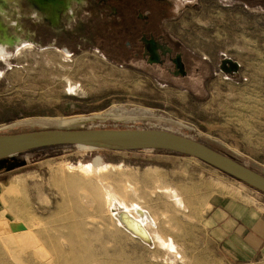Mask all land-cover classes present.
I'll return each instance as SVG.
<instances>
[{
	"label": "rangeland",
	"instance_id": "374dc122",
	"mask_svg": "<svg viewBox=\"0 0 264 264\" xmlns=\"http://www.w3.org/2000/svg\"><path fill=\"white\" fill-rule=\"evenodd\" d=\"M145 2L146 6L138 1L127 5L134 15L125 25L116 3L104 4V0L75 5L74 15L62 11L57 23L47 12L36 14L26 2L17 12L10 4L2 17L14 34L32 45L22 54L12 47L9 62L0 59V126L22 118L101 113L113 106L146 108L223 141L264 168V0ZM142 16H148V23ZM12 20L19 21L22 32ZM131 29L155 35L172 49V56H182L187 74L172 73L170 60L164 66L148 64L143 38L132 37ZM64 49L72 57H65ZM225 59L238 62L239 71H223ZM181 133L196 138V133ZM81 162L121 164L124 169L109 171V180L120 192H127L130 185L146 197L152 211L159 212V229L171 231L168 236L181 258L118 231L107 216L100 182L86 181L99 190L90 197L87 189L62 179V174H69L68 165ZM201 162L177 153L96 151L72 145L35 149L0 161V220L22 219L20 200H26L32 222L44 225L33 251L22 246L19 235L0 236V264L22 260L27 264H226L198 226L213 195L201 214H195L193 190L182 195L164 175L170 170L190 171L192 187L204 184L200 196L224 181L263 201L264 194ZM171 191L183 197L189 212L169 200ZM42 195L47 202H42ZM32 228L39 230L36 224ZM80 251L92 255L81 256ZM255 264H264V256Z\"/></svg>",
	"mask_w": 264,
	"mask_h": 264
},
{
	"label": "water",
	"instance_id": "95a60500",
	"mask_svg": "<svg viewBox=\"0 0 264 264\" xmlns=\"http://www.w3.org/2000/svg\"><path fill=\"white\" fill-rule=\"evenodd\" d=\"M142 40L145 56L153 55L148 44L156 45L157 58L149 62H158L157 49L163 50L164 46L154 39L150 41L144 37ZM177 58L180 60V56ZM179 60L175 61V74L185 75L184 65ZM239 68V63L231 59H225L221 66L228 73H237ZM181 132L196 133V138ZM67 145L96 151H161L195 157L264 193V168L247 161L223 141L146 108L113 106L101 113L22 118L0 126V160L35 149ZM24 229L23 223L0 221V236Z\"/></svg>",
	"mask_w": 264,
	"mask_h": 264
},
{
	"label": "bare ground",
	"instance_id": "6f19581e",
	"mask_svg": "<svg viewBox=\"0 0 264 264\" xmlns=\"http://www.w3.org/2000/svg\"><path fill=\"white\" fill-rule=\"evenodd\" d=\"M23 2H26L28 5H31L34 8L35 13H39L42 11L44 13H49L53 16L54 23H57V18L62 11H69L72 15L75 13V5L78 4H86V0H0V59L9 62L11 57L13 56L11 53V48L15 47L19 54L23 53V50L31 47V43L26 42L20 35L14 34L12 32V28L10 27V23H6L3 15H6L7 7H10L12 4L14 7H11L12 10L18 11L19 7ZM8 18H11V14L7 15ZM16 26V30L20 32L23 31V28L18 20H12ZM63 54L65 57H72L71 52L68 49L63 50ZM69 90H75V87L71 82H68ZM83 149L92 150L89 147L77 146ZM199 163H202L200 159L195 157H190ZM207 164V163H205ZM124 167L121 164H113V163H105V164H70L68 165L69 174H62V179H64L69 185H75L84 191L83 188L87 189L90 197L92 195H98V187L93 186L91 183L100 182V185L103 189L106 212L107 216H111L112 225L117 227V230L126 234L130 239L137 241L138 243L147 246L151 249L158 248L161 251H164L166 254H176L177 257H180V253L178 252L177 245L172 238V236H165L160 232V219L157 214L152 211L150 208L146 197L142 195L137 190L134 192V189L130 185L129 188H126L125 193L120 192L116 189V187L109 180V171H121ZM186 169V167L184 168ZM156 170L154 169L153 172ZM160 174L161 171L157 170ZM187 172L185 170H170L164 175L165 181L168 183H173V185H177L179 190H181L182 195H187L192 191V198L195 199L193 201L192 206L194 207L195 214H201L204 207L207 205L208 196L210 195H219L221 197H229L237 200L246 201L248 196L245 194L243 189L234 186L228 182H221L214 187L210 188V192L208 194L199 195V191H203V185L199 182L197 185L192 187L191 185L184 184V181L187 177ZM60 175L56 174L54 181ZM163 177V176H162ZM91 182L90 184L86 183V181ZM165 182V183H166ZM188 183V182H187ZM247 185V184H246ZM169 186V184H168ZM249 186V185H248ZM165 187V186H164ZM166 188V187H165ZM213 189V190H212ZM255 189V188H253ZM67 190V189H66ZM212 190V191H211ZM257 190V189H255ZM68 191L70 192V187H68ZM133 191V192H131ZM262 193V192H261ZM92 194V195H91ZM102 194V198H103ZM264 194V193H263ZM169 200L174 203V205L181 211L189 212L188 206L184 201L183 197L179 195L176 191L169 192ZM203 196V197H202ZM209 196V197H210ZM42 202H47V196L42 195ZM22 205V215L20 213L19 219L15 222L23 223L25 229L12 233L10 235L16 234L21 237V244L25 248L30 251L34 250V243L38 241L39 238L44 233V225L42 222H32L33 218L29 212V207L27 201L20 200ZM90 207L93 205H89ZM21 206L17 205L19 209ZM98 209V207L96 208ZM87 215V213L85 214ZM7 221V220H0ZM10 222V221H8ZM34 224L37 225L39 230L34 232L32 226ZM41 224V226H40ZM74 230H76V225ZM74 243L73 241H71ZM36 247V246H35ZM89 247L87 245L85 250ZM73 250V249H72ZM81 256H89L92 255L90 253L80 251ZM113 261V259H111ZM117 261V260H116ZM113 261V262H116ZM27 264V260L20 261ZM60 264V263H57Z\"/></svg>",
	"mask_w": 264,
	"mask_h": 264
},
{
	"label": "crops",
	"instance_id": "0c3cea01",
	"mask_svg": "<svg viewBox=\"0 0 264 264\" xmlns=\"http://www.w3.org/2000/svg\"><path fill=\"white\" fill-rule=\"evenodd\" d=\"M193 177L189 171L187 186L192 184ZM247 196L246 201L211 196L210 209L198 223L226 264H255L260 256H264V201L259 199L260 196ZM160 232L168 236L171 231L160 228Z\"/></svg>",
	"mask_w": 264,
	"mask_h": 264
},
{
	"label": "flooded vegetation",
	"instance_id": "af4514ba",
	"mask_svg": "<svg viewBox=\"0 0 264 264\" xmlns=\"http://www.w3.org/2000/svg\"><path fill=\"white\" fill-rule=\"evenodd\" d=\"M141 2L142 4H144L145 6L147 5V2H145V0H122V2H120L119 0H104V4H111V5H114L113 3H116V10L117 9H119V12H121V13H124V19H126V21H124L123 22V24L124 23H128V22H130L131 21V17L134 15L133 13H134V9H132V8H129L127 5H133V4H135V2ZM147 1V0H146ZM145 2V3H144ZM151 3H152V0H151ZM151 5V4H150ZM130 14H131V17H130ZM142 19H143V21L145 22V23H148V16H142ZM151 23V22H150ZM125 25V24H124ZM154 26V24H152V27ZM123 27H125V26H123ZM131 31V33H129V34H131V36L132 37H140V38H146V39H148V40H150L151 41V39H154V40H156L157 42H160L163 46H164V49L163 50H161V49H157V54H158V57H159V60H158V62H154V63H150L149 61L150 60H154V59H156L157 58V55H156V51H154L155 49H156V45H154V44H151V43H149L148 44V47H149V49H151L152 51H151V53H153V55H146V57H144L145 59H146V61H147V63L148 64H151V65H154V64H156V65H161V66H164L165 65V62L167 61V60H170V62L172 63V65L174 66L173 68V70H172V73L174 72H176V63H175V61H178L179 60V58H177L178 56H180L179 54L178 55H176V56H172V49L170 48V47H168V45L167 44H165V43H163L161 40H159V39H157L156 37H155V35H153V34H151V33H147L145 30H136V29H131L130 30ZM128 34V35H129ZM143 44V47H144V49L143 50H145V44L144 43H142ZM169 49H170V51H169ZM150 52V51H149ZM143 54H144V52H143ZM180 60H181V62L183 63V65H184V69H185V64H184V61H183V58H182V56H180ZM179 60V61H180ZM178 73H179V70H178ZM187 73H186V71H185V75H186ZM181 75V74H180ZM185 75H182V76H185Z\"/></svg>",
	"mask_w": 264,
	"mask_h": 264
},
{
	"label": "trees",
	"instance_id": "16d2710c",
	"mask_svg": "<svg viewBox=\"0 0 264 264\" xmlns=\"http://www.w3.org/2000/svg\"><path fill=\"white\" fill-rule=\"evenodd\" d=\"M72 146H74V145H72ZM12 157H13V156H12ZM8 158H11V157H8ZM8 158L2 159V160H0V161L6 160V159H8Z\"/></svg>",
	"mask_w": 264,
	"mask_h": 264
}]
</instances>
